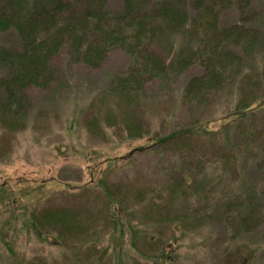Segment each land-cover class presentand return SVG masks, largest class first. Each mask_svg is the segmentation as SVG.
Wrapping results in <instances>:
<instances>
[{
  "label": "rangeland",
  "instance_id": "obj_1",
  "mask_svg": "<svg viewBox=\"0 0 264 264\" xmlns=\"http://www.w3.org/2000/svg\"><path fill=\"white\" fill-rule=\"evenodd\" d=\"M259 3L264 13V0ZM108 8L118 11L121 1L109 0ZM236 20V14L226 13L221 25ZM12 36L0 33V43L10 44ZM69 60L63 51L53 61L59 67L57 80L27 92L31 106L24 119L15 121L16 128L0 126V252L11 249L25 263L35 256L62 261L61 247L40 244L25 234L23 215L65 209L83 219L98 218L106 204L99 189L104 181L118 194L115 198L126 202L138 237H147L125 238L118 250L122 264H229L234 258L240 264L238 258L257 247L252 264H262L264 229L243 237L218 219L228 205L235 211L246 201L247 187L257 194L264 182L257 169L264 167V112L255 120L259 138L238 140L230 133L232 143L240 147L235 168L209 163L197 167L196 156L213 158L222 139L191 137L193 149L178 150L149 148L151 139L202 125L219 130L239 99L238 86L207 92L200 105L189 101L184 90L192 78L202 75L196 67L165 83H149L138 97L120 100L110 91L114 77L130 62L124 52L112 51L94 69L68 64ZM255 60L263 73L264 53ZM250 93L263 99L264 84ZM195 176L214 177V182L201 185ZM156 211L163 215L159 222ZM102 235L101 247H107L108 234ZM160 249L167 256L154 261L151 256Z\"/></svg>",
  "mask_w": 264,
  "mask_h": 264
},
{
  "label": "trees",
  "instance_id": "obj_2",
  "mask_svg": "<svg viewBox=\"0 0 264 264\" xmlns=\"http://www.w3.org/2000/svg\"><path fill=\"white\" fill-rule=\"evenodd\" d=\"M120 1L121 8L111 11L109 0H0V33L13 35L10 44L0 43V126L16 128L15 121L24 119L31 106L27 92L47 88L57 80L59 67L53 61L63 51L70 58L68 64L81 63L94 69L102 65L109 53L118 50L130 61L111 85L110 92L120 100L138 97L145 93L149 83H165L196 67L202 75L192 78L183 93L189 101L195 100L200 105L207 92L218 94L221 87H239L235 108L219 130L197 126L154 137L149 146L164 150L193 149L191 137L222 139L211 154L213 158L196 156L199 158L196 166L209 163L235 168L240 147L232 143L230 133L237 139H256L262 135L261 131L255 132V120L264 112V98L256 100L250 93L256 85L264 84V72L256 69L255 62L256 56L264 53V13L258 8L260 0ZM232 12L237 20L230 26L221 25V18ZM188 160L191 162L192 158ZM257 169L260 175L264 174V167ZM196 178L201 185L214 179ZM260 184L257 194L247 187L246 201L235 211H231L234 205H228L218 223L233 228L243 237L263 233L264 182ZM99 189L106 204L98 218L83 219L77 212L65 209L33 210L23 215L21 226L25 234L40 244L61 247L62 261L35 256L25 263L24 257L7 249L0 252V264H122L118 250L125 238L131 234L130 240L145 241L147 237H138L137 228L130 225L132 215L127 213L126 202L115 198L116 191L112 193L104 181ZM162 216L156 211L155 222L161 221ZM106 232L110 243L101 247L102 234ZM132 246L135 249V244ZM258 250L257 247L244 259L238 258L240 264H252ZM166 256V250L160 249L151 257L158 262ZM236 261L234 258L228 263Z\"/></svg>",
  "mask_w": 264,
  "mask_h": 264
}]
</instances>
